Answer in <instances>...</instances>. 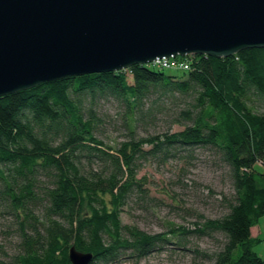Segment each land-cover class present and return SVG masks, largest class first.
Instances as JSON below:
<instances>
[{"label": "trees", "instance_id": "obj_1", "mask_svg": "<svg viewBox=\"0 0 264 264\" xmlns=\"http://www.w3.org/2000/svg\"><path fill=\"white\" fill-rule=\"evenodd\" d=\"M179 58L189 64L179 75L134 65L0 97V198L18 220L21 249L10 264H71V247L92 254L90 264H117L212 234L224 244L211 264H264L251 238L264 217V49ZM100 101L120 109L123 141L97 136ZM161 120L166 131L148 133ZM198 148L229 168L227 214L157 234L122 225L129 198L145 195L140 163Z\"/></svg>", "mask_w": 264, "mask_h": 264}, {"label": "water", "instance_id": "obj_2", "mask_svg": "<svg viewBox=\"0 0 264 264\" xmlns=\"http://www.w3.org/2000/svg\"><path fill=\"white\" fill-rule=\"evenodd\" d=\"M264 49V0H0V97L156 59ZM71 264L92 254L71 247Z\"/></svg>", "mask_w": 264, "mask_h": 264}, {"label": "rangeland", "instance_id": "obj_3", "mask_svg": "<svg viewBox=\"0 0 264 264\" xmlns=\"http://www.w3.org/2000/svg\"><path fill=\"white\" fill-rule=\"evenodd\" d=\"M167 75H179L174 69ZM130 82V77L127 76ZM99 123L97 136L112 144L124 140L120 109L114 102L100 101L95 108ZM169 122L161 120L148 133L163 132ZM172 126L171 131L181 130ZM140 134H143L141 130ZM137 178L145 183V195L132 196L120 215L122 225L134 226L148 234L168 232L183 227L193 230L208 220L224 217L227 202L232 199L230 172L212 150L198 148L180 153L177 159L140 163ZM9 204L0 198V264H10L20 253L18 220L9 210ZM40 215L39 208L34 209ZM258 224L264 230V217ZM253 251L264 259V232ZM224 239L220 234L199 237L179 236L161 251L140 259H125L117 264H211L209 258L220 251Z\"/></svg>", "mask_w": 264, "mask_h": 264}, {"label": "built area", "instance_id": "obj_4", "mask_svg": "<svg viewBox=\"0 0 264 264\" xmlns=\"http://www.w3.org/2000/svg\"><path fill=\"white\" fill-rule=\"evenodd\" d=\"M151 65L159 70L174 69L179 72L189 70V64L179 57L156 59Z\"/></svg>", "mask_w": 264, "mask_h": 264}, {"label": "crops", "instance_id": "obj_5", "mask_svg": "<svg viewBox=\"0 0 264 264\" xmlns=\"http://www.w3.org/2000/svg\"><path fill=\"white\" fill-rule=\"evenodd\" d=\"M264 230L257 224L255 227L251 229V238L256 240H262L261 236L263 235Z\"/></svg>", "mask_w": 264, "mask_h": 264}]
</instances>
